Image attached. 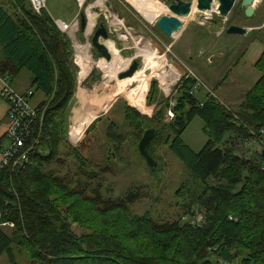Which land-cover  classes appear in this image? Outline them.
I'll return each mask as SVG.
<instances>
[{"label":"rangeland","instance_id":"obj_1","mask_svg":"<svg viewBox=\"0 0 264 264\" xmlns=\"http://www.w3.org/2000/svg\"><path fill=\"white\" fill-rule=\"evenodd\" d=\"M90 1L111 13L107 21L101 17L108 28L132 26V29L126 28L125 34L110 32V40L120 48V54L114 56L115 59H124L129 64L135 57L139 68L133 76L124 79H119L117 75L127 67V63L118 69H110V61L103 58L91 43L96 28L94 22L89 20L88 30H80V13L89 4L79 8L73 0H46L47 9L53 17L74 23L63 33L69 40L76 79L73 95L57 117L62 124V141L57 157L43 168V174L57 177L63 186L61 192L65 194L67 203L60 205L61 212L65 215L70 204L72 209L79 210L81 222L68 218L75 233L94 229L112 235L116 233L117 236L127 235L132 237L128 239V244L135 251L163 256L164 249L145 239V230L132 223L135 216L149 212L151 218L146 225L149 230L147 235H151L155 228L162 230L170 227L179 218L181 223L189 221L201 227L208 225L201 206H194V217L183 215V205L191 203L201 187L169 150L166 142L170 137L168 125L173 119L168 112L175 103L179 84L193 74L197 81L204 84L194 95L200 104L204 101L206 90L210 89L221 104L239 112L247 101V90L253 85L244 81L242 71L248 75L256 72L258 78L261 75L248 53L255 47H264V0L255 2V10L250 17L242 13L239 17L235 16L234 11L241 0L235 1L226 19L219 15L216 3L207 12L195 9L182 19V29L173 36L165 35L156 24L161 15L170 14L168 5L172 0H152L163 6L155 21L143 18L130 0H102L101 4H96L97 0ZM74 16L78 24H75ZM232 19V24L244 26L248 32L245 35L226 34ZM82 53L90 62L87 74L81 78ZM25 76L27 73L21 71L12 81L19 78L24 84ZM79 90L84 92V96L79 95ZM151 95L153 99L149 103ZM42 97L36 91L30 99L31 103L40 102ZM87 104L96 106V115L85 126L80 138L74 141L70 137V125L73 120L80 122ZM158 111L163 113L160 120L154 115ZM136 119L142 120V129L135 124ZM204 126L203 119L195 116L181 132L182 140L195 152L200 151L210 137V129L205 132ZM147 128L157 131L150 148V154L157 163L155 168L146 163L137 148ZM226 135L228 137L230 133L225 134V139ZM8 144L4 138L3 146ZM262 147L257 142L246 140L238 147L242 151L238 154H245L248 158L261 151ZM76 196L78 200L73 201ZM232 250L239 252V257L245 253L243 246H235ZM2 260L0 264H6L5 258ZM217 260V264H225ZM238 261L227 264H239ZM19 262L27 264L24 255L19 257ZM78 262L75 260L73 263Z\"/></svg>","mask_w":264,"mask_h":264},{"label":"trees","instance_id":"obj_2","mask_svg":"<svg viewBox=\"0 0 264 264\" xmlns=\"http://www.w3.org/2000/svg\"><path fill=\"white\" fill-rule=\"evenodd\" d=\"M239 8L243 9L237 6L236 12ZM71 56L69 40L47 9L36 13L28 0H0V76H8L12 84L13 78L27 70L31 74L27 90L43 95L35 104L37 142L26 162L0 170V263L5 258L6 264H21L19 257L24 255L27 264H74L75 260L77 264H217V259L264 264V147L248 158L238 154L246 140L264 145L260 134L264 128V50L254 64L261 75L247 90V101L239 112L210 95L200 104L194 96L201 88H194L195 77L188 76L179 84L166 142L201 187L191 203L183 205V215L194 217V206H201L208 225L181 223L179 218L170 227L155 228L147 235L149 212L135 216L132 223L145 230V239L164 249L163 256L135 251L127 235L94 229L75 233L68 218L81 222L79 210L70 204L64 215L60 205L67 200L60 180L43 174V168L57 157L62 141L57 117L74 92ZM152 99L151 95L149 103ZM154 115L160 120L163 113ZM195 116L205 122V132L210 129L208 141L198 152L181 138ZM137 120L142 122L136 119V125ZM77 200L76 196L73 201ZM235 246H243L245 253L239 257L232 250Z\"/></svg>","mask_w":264,"mask_h":264},{"label":"water","instance_id":"obj_3","mask_svg":"<svg viewBox=\"0 0 264 264\" xmlns=\"http://www.w3.org/2000/svg\"><path fill=\"white\" fill-rule=\"evenodd\" d=\"M236 0H195L186 1V0H172L168 9L170 11L169 15H161L157 19V27L167 36H171L174 32H177L182 29L183 23L181 18L188 16L192 7L195 6V9L200 12H207L212 9L213 3L217 4V11L222 19H226L232 8L234 7ZM254 0H242L241 4L244 8V14L246 17H250L254 13ZM105 8L100 6H94L89 4L87 8L80 13V29L84 30L87 26L88 21H93L96 28L91 37V43L96 48L98 53L105 58L107 61L112 60L113 55L120 54V48L117 43L110 40V32L125 34L126 28L132 29V26L127 24L126 26H119L115 28L114 26L108 28L101 17L105 20L111 16V13H107L104 10ZM88 14L90 16H88ZM107 21V20H106ZM248 32V29L244 26L237 24H230L226 30V34L231 35H245ZM211 58H209L210 60ZM139 68V63L133 57L127 67L118 73V78L122 79L125 77L132 76ZM137 125L142 128V122L137 120ZM156 130L154 128H147L144 130L142 137L138 143V151L140 155L145 159L146 163L151 167H156V161L150 155L148 151V146L151 140L154 138Z\"/></svg>","mask_w":264,"mask_h":264},{"label":"built area","instance_id":"obj_4","mask_svg":"<svg viewBox=\"0 0 264 264\" xmlns=\"http://www.w3.org/2000/svg\"><path fill=\"white\" fill-rule=\"evenodd\" d=\"M75 1L79 8L88 4V0ZM28 2L32 10L36 13H40L42 10L46 9V0H28ZM74 20L75 24H78L76 18ZM54 21L62 32L68 31L72 25H74L73 22L67 23L62 19H56ZM188 76L195 77L193 74H189ZM0 82V96L7 103L6 118L8 122L5 131V138L9 142L7 146H2L0 148L1 170L6 166H16L26 162L34 141L37 142L33 132L38 109L35 104L31 103L30 99L33 96V90L31 88L26 92H18L11 84V80L8 76H0ZM201 86H204V84L197 81L194 88L197 89ZM206 91V95L216 97L212 90L207 89ZM169 114L173 115L171 111L168 112V115ZM260 134L261 143L264 144V128L260 130ZM224 263L227 264V262Z\"/></svg>","mask_w":264,"mask_h":264},{"label":"crops","instance_id":"obj_5","mask_svg":"<svg viewBox=\"0 0 264 264\" xmlns=\"http://www.w3.org/2000/svg\"><path fill=\"white\" fill-rule=\"evenodd\" d=\"M73 1L76 4L75 0H73ZM130 1L132 2V5L135 7V9L145 19H150V20H154L155 21L156 17H157V13L160 12L163 9L162 8L163 6L158 1H152V0H130ZM101 3H102V0H99L96 4H101ZM47 11H48V9H47ZM75 16L73 17V19L75 18ZM51 17L54 20L61 19V18H55L52 15H51ZM62 20H64V19H62ZM64 21L68 23V21H66V20H64ZM86 29L88 30V25L86 26L84 31ZM263 50H264V47L263 48L262 47H255L252 50H250V52L248 53V56L251 57V62H253V65L258 60V58L261 55ZM22 71H25L27 73V76H25V80H24L25 83L24 84L21 83L19 81V78H17V80L15 79L14 81H12L13 87L18 92H24V91H26L29 88V83H30V78H31V74L27 70H22ZM241 76H242V78H244V81L246 83L254 84V80L256 78H258V73L252 72L251 74L248 75V73L246 74V72H244V70H243ZM0 91H1V82H0ZM41 99L42 98H40L39 101ZM37 103H38V101L36 103H34V104H37ZM6 111H7V103L0 96V148H1V146H3V140L5 138L4 134H5L6 126H7V122H8L7 118H6Z\"/></svg>","mask_w":264,"mask_h":264},{"label":"bare ground","instance_id":"obj_6","mask_svg":"<svg viewBox=\"0 0 264 264\" xmlns=\"http://www.w3.org/2000/svg\"><path fill=\"white\" fill-rule=\"evenodd\" d=\"M99 0H97V2H98ZM96 2V3H97ZM255 2H257V0H254V3H253V6H254V4H255ZM46 9H47V4H46ZM193 10H195V6H193L192 7V11ZM192 11H191V13H192ZM190 13V14H191ZM189 14V15H190ZM188 15V16H189ZM188 16H186V17H182L181 18V20L182 19H184V18H187ZM180 31V30H179ZM179 31H177V32H179ZM174 33H176V32H174ZM173 33V34H174ZM173 34L171 35V36H173ZM176 35V34H175ZM83 54V53H82ZM118 57L119 55H113V57H112V60H110V69H118V68H120V67H122L123 66V64H128V61H124V59L123 60H121V59H118V58H116L115 59V57ZM80 62H81V66H82V70H81V72H80V74H79V77H84L86 74H87V72H88V64H89V62H88V59H87V57L83 54L81 57H80ZM134 75V74H133ZM132 75V76H133ZM129 77H131V76H129ZM125 78H128V77H125ZM122 79H124V78H122ZM78 93H79V95H83V93L84 92H81L80 90L78 91ZM96 94V93H95ZM91 95H93V94H91ZM84 96V95H83ZM80 97V96H79ZM83 99V98H82ZM97 108H96V106H93V105H91V104H87L86 106H85V108H84V116L80 119V122H76L75 120H73L72 121V123H71V131H70V137H71V139L72 140H74V141H76V140H78L79 138H80V136L82 135V133H83V131H84V128H85V126L87 125V124H89L91 121H92V119L94 118V116L96 115V110Z\"/></svg>","mask_w":264,"mask_h":264},{"label":"flooded vegetation","instance_id":"obj_7","mask_svg":"<svg viewBox=\"0 0 264 264\" xmlns=\"http://www.w3.org/2000/svg\"><path fill=\"white\" fill-rule=\"evenodd\" d=\"M242 1V0H241ZM241 1H240V4H241ZM240 4H239V6H240ZM241 6H242V4H241ZM240 6V7H241ZM241 13L244 15V8L243 9H238V12H236V10L234 11V14H235V16H237V17H239L240 15H241ZM240 14V15H239ZM239 15V16H238ZM105 22V21H104Z\"/></svg>","mask_w":264,"mask_h":264}]
</instances>
